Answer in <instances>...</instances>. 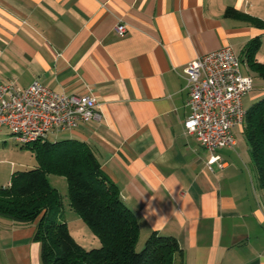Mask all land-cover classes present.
<instances>
[{
    "label": "crops",
    "instance_id": "1",
    "mask_svg": "<svg viewBox=\"0 0 264 264\" xmlns=\"http://www.w3.org/2000/svg\"><path fill=\"white\" fill-rule=\"evenodd\" d=\"M253 40L264 64V0H0V83L97 98L101 120L56 136L91 148L138 220V245L158 233L177 239L174 264H264V190L244 126L247 146L221 149L225 167L212 170L184 126L186 66L231 47L250 70ZM253 73L246 112L264 99ZM36 228L0 217V264H42Z\"/></svg>",
    "mask_w": 264,
    "mask_h": 264
},
{
    "label": "trees",
    "instance_id": "2",
    "mask_svg": "<svg viewBox=\"0 0 264 264\" xmlns=\"http://www.w3.org/2000/svg\"><path fill=\"white\" fill-rule=\"evenodd\" d=\"M225 16L236 17L238 12L228 8ZM259 47L260 41L253 40L245 47L244 58L250 70L264 80V64L256 59ZM244 132L259 187L264 190V99L247 111ZM33 144L37 167L15 172L10 185L0 187V217L24 224L37 222L35 240L41 244L42 264H174L175 255H182L176 238L158 233L150 235L137 251L138 220L86 143L46 140ZM50 175L67 179L70 206L101 247L84 249L68 223L59 220L64 205L58 190L50 185Z\"/></svg>",
    "mask_w": 264,
    "mask_h": 264
},
{
    "label": "built area",
    "instance_id": "3",
    "mask_svg": "<svg viewBox=\"0 0 264 264\" xmlns=\"http://www.w3.org/2000/svg\"><path fill=\"white\" fill-rule=\"evenodd\" d=\"M116 31L124 35L127 27L119 24ZM184 73L190 96L185 132L195 135L210 152L207 165L211 170L214 164L224 168L218 152L236 146L233 130L244 126L243 99L253 90V79L244 73L242 61L231 47L196 58ZM101 118L100 103L93 95L60 94L39 81L26 88L0 83V127L8 128L21 144L45 142L53 132L74 130Z\"/></svg>",
    "mask_w": 264,
    "mask_h": 264
},
{
    "label": "rangeland",
    "instance_id": "4",
    "mask_svg": "<svg viewBox=\"0 0 264 264\" xmlns=\"http://www.w3.org/2000/svg\"><path fill=\"white\" fill-rule=\"evenodd\" d=\"M242 64L245 74L247 73L251 76L255 75L253 72H250L247 66H245L244 62ZM18 85L21 86L20 84ZM245 106H248L246 99ZM234 134L239 144V148L241 146H247L244 133L242 132V128L240 126L234 130ZM66 136V133H61L60 135L58 134L56 136V132H53L49 134L48 141H60L66 138ZM15 138L16 137L12 135L8 128L0 127V187L8 186L11 174L9 176L7 168H9L10 165H14L16 172L27 171L37 167V158L35 152L33 151L34 144L32 143L30 145H24L17 142ZM48 178L50 185L57 189L62 196L64 206L59 220L68 223L73 237L84 249L91 250L101 247L100 240L94 235L92 230L88 227L80 215L71 208L67 179L61 175H50ZM255 182H258L257 174ZM143 248L144 243L139 244L137 246V251L139 252Z\"/></svg>",
    "mask_w": 264,
    "mask_h": 264
}]
</instances>
